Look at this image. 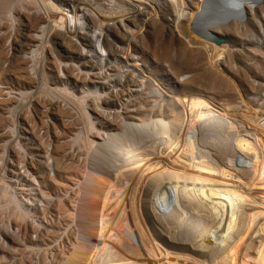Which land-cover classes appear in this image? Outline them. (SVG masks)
Masks as SVG:
<instances>
[{
  "label": "bare ground",
  "instance_id": "bare-ground-1",
  "mask_svg": "<svg viewBox=\"0 0 264 264\" xmlns=\"http://www.w3.org/2000/svg\"><path fill=\"white\" fill-rule=\"evenodd\" d=\"M114 1L115 12L125 13L97 14L90 6L99 7L97 0H37L44 11L38 12L37 24L81 45L92 32L96 49L105 46L109 59L126 51L127 65L136 66L131 41L139 40L129 34L131 26L139 13H150L146 23H155L157 16L144 10L147 0ZM181 1L185 6L190 0ZM204 2L198 0L188 12L177 9L178 19L188 18L186 31L178 26L184 39L180 55L162 57L169 65L164 74L175 86L166 88L160 73L141 69L160 100L149 101L146 116L138 115L143 107L117 114L110 126L120 135L106 133L95 142L106 156L100 175L103 208L117 216L108 228L122 227L128 239L118 244L133 251L136 264H264V84L247 87L228 78L229 62L220 53L225 43L196 25ZM191 43L198 46L190 48ZM4 174L0 204H24ZM137 225L146 229L148 247Z\"/></svg>",
  "mask_w": 264,
  "mask_h": 264
},
{
  "label": "rangeland",
  "instance_id": "rangeland-1",
  "mask_svg": "<svg viewBox=\"0 0 264 264\" xmlns=\"http://www.w3.org/2000/svg\"><path fill=\"white\" fill-rule=\"evenodd\" d=\"M97 1L99 7L90 4L97 14L125 13L115 12L114 0ZM147 1L149 8L144 10H154L157 23H146L150 13L143 12L136 17L137 26H131L134 32L130 29L129 34L136 33L139 40L136 45L131 41L135 66L127 65L126 51L109 59L105 46L96 49L92 32L88 42L80 39L81 45L57 36L53 29H40L43 24H37V17L44 11L37 0H0V81L22 91L16 104L0 99V130L5 129L10 149L2 159L8 171L19 138L20 154L13 160L19 155L38 178L36 187L32 173L24 178L25 186L9 178L11 191L24 204H0V264H136L133 251L118 244L128 239L122 227L117 232L108 228L117 216L103 208L100 175L106 156L95 142L106 133L120 135L110 126L117 114L123 117L129 108L143 107L138 115L146 116L149 101L160 100L141 69L160 73L166 88L175 86L164 74L169 65L162 57L167 52L180 55L183 36L178 26L186 31L188 18L178 19L177 9L184 5L181 0ZM197 3L190 0L184 7L188 12ZM263 30L264 4L249 7L244 22L232 20L215 28L217 37L227 39L220 53L229 62L232 82L264 84ZM106 200L111 205L110 198ZM136 232L148 247L146 229L137 225Z\"/></svg>",
  "mask_w": 264,
  "mask_h": 264
},
{
  "label": "water",
  "instance_id": "water-1",
  "mask_svg": "<svg viewBox=\"0 0 264 264\" xmlns=\"http://www.w3.org/2000/svg\"><path fill=\"white\" fill-rule=\"evenodd\" d=\"M264 4V0H205L204 11L197 17L196 25L202 27L211 37L219 42L227 43L226 38L217 37L209 28L225 24L232 20L244 22L248 18V8H256Z\"/></svg>",
  "mask_w": 264,
  "mask_h": 264
},
{
  "label": "built area",
  "instance_id": "built-area-1",
  "mask_svg": "<svg viewBox=\"0 0 264 264\" xmlns=\"http://www.w3.org/2000/svg\"><path fill=\"white\" fill-rule=\"evenodd\" d=\"M22 96V91L18 88H15L13 86H10V85H7V84H4L3 82L0 81V99L2 101H5V102H10V101H13V103H18L20 102V98ZM17 105H14L11 107V110H15V114L16 115V112H17ZM13 107H16V108H13ZM11 112V111H10ZM15 123V119L14 120H11V123ZM14 125V124H13ZM6 132H5V129L3 130H0V178L4 176L9 179V178H12L13 179V182H14V185L16 186H25V181H24V178H26L28 176V173L31 174L32 173V176H33V184L32 186L33 187H36L38 185V178L37 176L31 171L28 169V167L26 166L25 162L22 161L18 156H16L15 158V161L13 160V157H15V154H20V151H19V141L20 139L18 138V140H16L17 142V145H16V148H14L15 151L12 152V159H11V162L12 165L10 168H8L9 171L6 170V167L5 169H3L4 167V160L2 159L3 157H5V155L10 151L8 145H9V138L6 139ZM11 153V152H10ZM2 162V163H1ZM10 175V176H8ZM27 196H29V194H27ZM24 197V196H23Z\"/></svg>",
  "mask_w": 264,
  "mask_h": 264
}]
</instances>
